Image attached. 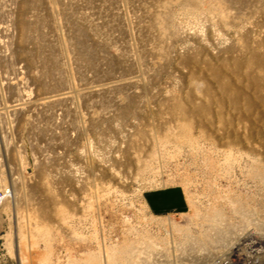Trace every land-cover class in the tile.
I'll return each mask as SVG.
<instances>
[{
    "label": "rangeland",
    "instance_id": "obj_1",
    "mask_svg": "<svg viewBox=\"0 0 264 264\" xmlns=\"http://www.w3.org/2000/svg\"><path fill=\"white\" fill-rule=\"evenodd\" d=\"M171 187L187 209L153 213ZM0 197V264L263 234L264 0H0Z\"/></svg>",
    "mask_w": 264,
    "mask_h": 264
},
{
    "label": "built area",
    "instance_id": "obj_2",
    "mask_svg": "<svg viewBox=\"0 0 264 264\" xmlns=\"http://www.w3.org/2000/svg\"><path fill=\"white\" fill-rule=\"evenodd\" d=\"M208 264H264V232L247 231L229 250L213 257Z\"/></svg>",
    "mask_w": 264,
    "mask_h": 264
},
{
    "label": "crops",
    "instance_id": "obj_3",
    "mask_svg": "<svg viewBox=\"0 0 264 264\" xmlns=\"http://www.w3.org/2000/svg\"><path fill=\"white\" fill-rule=\"evenodd\" d=\"M150 210L155 214L183 212L187 209L185 193L181 188L171 187L146 195Z\"/></svg>",
    "mask_w": 264,
    "mask_h": 264
},
{
    "label": "bare ground",
    "instance_id": "obj_4",
    "mask_svg": "<svg viewBox=\"0 0 264 264\" xmlns=\"http://www.w3.org/2000/svg\"><path fill=\"white\" fill-rule=\"evenodd\" d=\"M246 232L245 231H240L236 234V236L234 237L233 241L230 244H227V246H224V244H220V249L217 251H210L208 252L207 255L203 256V258H200L199 261H197V263L194 264H208V261L212 260L213 257L217 256V255H221L224 252H226L227 250H229L231 248V246L233 245V243L235 242L236 239H238L239 237L243 236ZM165 253V252H164ZM170 253V252H169ZM161 254V252H160ZM171 255V254H170ZM168 257L170 258V256L168 255ZM167 258V257H166Z\"/></svg>",
    "mask_w": 264,
    "mask_h": 264
}]
</instances>
